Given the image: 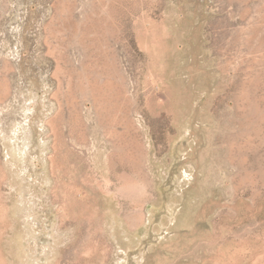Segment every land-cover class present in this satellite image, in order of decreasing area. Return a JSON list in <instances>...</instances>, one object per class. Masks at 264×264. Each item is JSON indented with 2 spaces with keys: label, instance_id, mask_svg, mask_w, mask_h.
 I'll return each instance as SVG.
<instances>
[{
  "label": "rangeland",
  "instance_id": "obj_1",
  "mask_svg": "<svg viewBox=\"0 0 264 264\" xmlns=\"http://www.w3.org/2000/svg\"><path fill=\"white\" fill-rule=\"evenodd\" d=\"M0 264H264V0H0Z\"/></svg>",
  "mask_w": 264,
  "mask_h": 264
}]
</instances>
